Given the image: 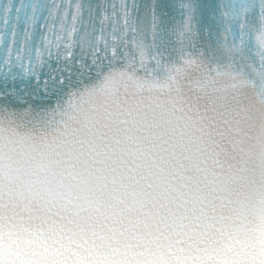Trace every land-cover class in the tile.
<instances>
[{"label":"snow or ice","instance_id":"obj_1","mask_svg":"<svg viewBox=\"0 0 264 264\" xmlns=\"http://www.w3.org/2000/svg\"><path fill=\"white\" fill-rule=\"evenodd\" d=\"M0 264H264V0H0Z\"/></svg>","mask_w":264,"mask_h":264},{"label":"clouds","instance_id":"obj_2","mask_svg":"<svg viewBox=\"0 0 264 264\" xmlns=\"http://www.w3.org/2000/svg\"><path fill=\"white\" fill-rule=\"evenodd\" d=\"M170 147V145L164 144L160 147L159 151H154L153 155L155 156L157 162L160 165V168H166L168 166V153L167 149ZM142 179L141 183L147 184V181L152 180V175L148 174L147 172L141 174Z\"/></svg>","mask_w":264,"mask_h":264}]
</instances>
